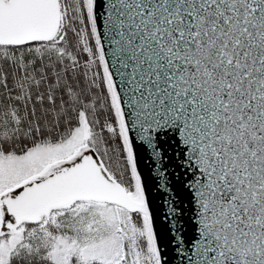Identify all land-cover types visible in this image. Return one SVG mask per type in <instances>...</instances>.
<instances>
[{"label":"snow or ice","instance_id":"1","mask_svg":"<svg viewBox=\"0 0 264 264\" xmlns=\"http://www.w3.org/2000/svg\"><path fill=\"white\" fill-rule=\"evenodd\" d=\"M0 264H264V0H0Z\"/></svg>","mask_w":264,"mask_h":264}]
</instances>
